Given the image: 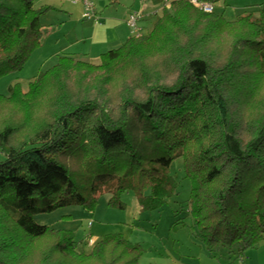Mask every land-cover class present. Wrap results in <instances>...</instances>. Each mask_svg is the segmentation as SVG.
I'll list each match as a JSON object with an SVG mask.
<instances>
[{
	"label": "trees",
	"instance_id": "obj_1",
	"mask_svg": "<svg viewBox=\"0 0 264 264\" xmlns=\"http://www.w3.org/2000/svg\"><path fill=\"white\" fill-rule=\"evenodd\" d=\"M35 1L0 0V77L40 46L48 8ZM261 85L264 5L228 21L215 6L207 13L172 0L149 32L102 53L98 65L62 55L25 91L10 87L0 104L19 117L0 125V264H138L140 246L118 234L85 252L34 217L70 206L92 212L104 194L123 209L129 190L142 210L157 208L176 187L170 166L180 157L190 215L209 246L254 248L264 238V95L257 116L243 123L238 112Z\"/></svg>",
	"mask_w": 264,
	"mask_h": 264
},
{
	"label": "rangeland",
	"instance_id": "obj_2",
	"mask_svg": "<svg viewBox=\"0 0 264 264\" xmlns=\"http://www.w3.org/2000/svg\"><path fill=\"white\" fill-rule=\"evenodd\" d=\"M75 1H35V8H48L40 16L42 27L40 46L30 54L21 70L0 77V95L7 96L9 88L16 84L25 91L40 72H45L57 63L59 56L66 53L90 55L97 49L93 46L96 44L93 40L94 35L96 40L102 30L107 31L106 24L109 19L114 18L117 23L119 20L121 24L129 9L131 13H137L140 20L142 17L140 12L132 8L133 0H119L116 3L110 0H92L95 17L84 20L81 2ZM170 1L172 0H152L158 6H154L155 12L147 14L148 17L141 26L138 24L142 34L150 31L161 16L163 7L166 5L168 7ZM263 5L264 0H219L215 10L218 14H223L226 20L233 21L241 12L256 10ZM99 25L103 27H97ZM141 33L139 31V34ZM121 45H110L103 51L117 49ZM81 61L90 63L83 59ZM90 64L98 65L99 62ZM128 77L130 75L126 74V78ZM118 87L119 84L115 82L112 94L109 91V97L116 95ZM263 95L264 85H261L260 93L255 96L256 100L240 108L238 112L240 121L244 123L261 112L258 99ZM7 105L0 106V125L6 122L5 120L13 122L19 117L13 108ZM45 110L46 105L43 104L37 113L44 116ZM37 113L35 118L38 119ZM212 134L216 136V130L212 131ZM20 138L21 135L16 136L15 140ZM184 146L185 154L191 155L194 152V145L189 140H185ZM182 165L181 157L171 163L170 172L176 187L170 195L163 198V202L157 208L152 210H142L136 196L129 190L121 196L123 209L108 205L109 195L104 194L99 197L92 212L81 206H70L51 213L38 214L34 220L37 224L48 226L55 231L71 233L75 244L85 252L90 251L102 237L118 234L124 240L140 246L138 264H264V238L254 248H247L244 251H241L237 242L230 247L223 246L220 242L213 247L209 246L190 215L191 184L184 175Z\"/></svg>",
	"mask_w": 264,
	"mask_h": 264
},
{
	"label": "crops",
	"instance_id": "obj_3",
	"mask_svg": "<svg viewBox=\"0 0 264 264\" xmlns=\"http://www.w3.org/2000/svg\"><path fill=\"white\" fill-rule=\"evenodd\" d=\"M77 2L79 3L80 1H77ZM218 3H219V0L214 5L215 9L217 8ZM81 5H82V3H81ZM154 6L157 7L158 5L154 4L152 2V0H149V1L148 0H133L132 8L134 9V11L140 12L142 14L141 20L138 22V24L140 26H141V23L148 17L147 14L155 12ZM82 7H83V5H82ZM129 14H131V9H129L126 12V16L121 21V24H119L120 23L119 20H117L119 23L115 22L114 18L109 19L111 22L108 20L109 22H107V24H106L107 31L102 30V32H100V35L98 36V38L96 40H95V35H94L93 40L96 41V44L93 46H95L97 49L94 52L90 53V55L89 54L80 55L78 53H69L68 55L74 57L75 59H81V60L83 59V60L89 61L90 63H98L99 59H100L99 58L100 54L105 52V51H103V50H105L104 48H108V46H110V45H116L117 46L119 44H123L129 37H131L133 35V33L131 32V30L129 29V27L126 24L127 16ZM153 25H152V27H153ZM97 27H103V26L99 25ZM152 27H151V29H152ZM140 33H141V29H140ZM93 53L95 55H92ZM66 55H67V53H66Z\"/></svg>",
	"mask_w": 264,
	"mask_h": 264
},
{
	"label": "built area",
	"instance_id": "obj_4",
	"mask_svg": "<svg viewBox=\"0 0 264 264\" xmlns=\"http://www.w3.org/2000/svg\"><path fill=\"white\" fill-rule=\"evenodd\" d=\"M80 1L83 5V14L82 18L84 20H90L95 17V10L92 0H76L75 2ZM191 4L202 10L203 12L210 13L214 10V6L207 2H202L200 0H189ZM140 16L137 13H131L127 17L126 24L133 34H138L140 28L138 27V21Z\"/></svg>",
	"mask_w": 264,
	"mask_h": 264
}]
</instances>
